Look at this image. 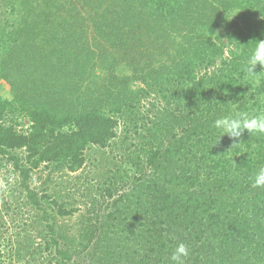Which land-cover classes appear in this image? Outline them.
Here are the masks:
<instances>
[{
	"label": "trees",
	"instance_id": "obj_1",
	"mask_svg": "<svg viewBox=\"0 0 264 264\" xmlns=\"http://www.w3.org/2000/svg\"><path fill=\"white\" fill-rule=\"evenodd\" d=\"M259 39L264 0H0V164L19 177L0 222L21 215L17 193L32 219L9 240L17 261L75 264L94 242L88 264H173L183 242V264H264V134L233 147L212 128L264 108V76L241 70ZM90 148L120 165L105 172L110 210L75 233L58 220L74 198L49 180Z\"/></svg>",
	"mask_w": 264,
	"mask_h": 264
},
{
	"label": "rangeland",
	"instance_id": "obj_2",
	"mask_svg": "<svg viewBox=\"0 0 264 264\" xmlns=\"http://www.w3.org/2000/svg\"><path fill=\"white\" fill-rule=\"evenodd\" d=\"M1 90L2 92H5V94L8 91L6 86H3ZM27 125L28 122L25 121V125L23 126L27 128ZM21 127L22 125H20V128ZM114 156L119 155L118 153H116ZM87 157L88 159L86 160L85 165L77 172L69 173L68 175H65L63 177L61 176V178H58V175L60 174H55L54 176H51V180H49V182H51V184L54 186L56 182H62L61 184L59 183V186L63 185L65 189H67L69 193L68 199L71 195L74 198L70 199V205H68V208L72 207L73 215L68 217L66 216L65 218H59L58 220L72 228V231L75 233H77V230L80 227L87 228L86 226L88 224L89 227H92L94 216H96L97 214H104L110 210L113 199L103 196L105 195L104 189L107 186L105 182L108 179L106 178L109 176V173L107 175V173L105 172L109 168L116 169V166L120 165L119 162L115 160L112 165L110 161L112 156L110 154H106L103 151L96 150L93 148H90L88 150ZM115 164L119 165L115 166ZM49 172L50 170L45 168L36 171L34 178L30 182L31 187L36 188L37 186L41 185L45 180H48ZM16 181H19V177L15 173H13L12 167L9 165V163L4 161L2 164H0V200L1 196L3 195L2 190L5 189L6 193L8 194L9 190L15 187ZM16 187L19 186L16 185ZM120 192L122 191H119V193ZM64 199L67 198L64 197ZM11 200H13L12 207L19 206L17 212H21V215L13 213V211H11L8 218L4 217V213H1V215L3 216V220L2 222H0V241L2 244L0 264H43L39 260H37V262L40 263H28L27 258H24L21 261H17L15 255L10 253L11 246H9V240H13V238H15V234L19 232L18 226L22 224V222H24L25 220L28 223L32 220H29L28 218L29 213H26L24 215V211L26 212L30 210V208L28 206H24V204L22 203V196L19 197V194L17 193V195L11 197ZM16 200H18L19 202H17ZM1 207L2 206H0V208ZM30 213L40 219L43 218L44 214V212L42 210H38V208L34 209L33 211H30ZM20 219L23 220L20 221ZM39 241L40 239H37L38 243ZM13 246L15 245L13 244ZM79 252L80 253L75 255L74 257L73 262H75V264H88L89 262H92V258L96 257L97 259L100 255L99 248L96 246V244H94V242L90 244L87 248H85V250Z\"/></svg>",
	"mask_w": 264,
	"mask_h": 264
},
{
	"label": "clouds",
	"instance_id": "obj_3",
	"mask_svg": "<svg viewBox=\"0 0 264 264\" xmlns=\"http://www.w3.org/2000/svg\"><path fill=\"white\" fill-rule=\"evenodd\" d=\"M234 51L237 55L240 54L238 47H234ZM257 64L261 67L260 71L255 70ZM241 70L245 73L246 79L257 83L260 77L264 76V39L257 40L254 52L242 65ZM212 128L221 134L219 140L225 134L232 138L234 142L231 146L235 147L240 144L241 140L239 138L245 130L251 134H264V108L258 110L254 115L246 111H239L221 116L214 120ZM253 186H264V166L259 167L255 172ZM188 254V246L181 242L176 245L175 250L172 252L171 261L173 264H183V257L188 256Z\"/></svg>",
	"mask_w": 264,
	"mask_h": 264
}]
</instances>
